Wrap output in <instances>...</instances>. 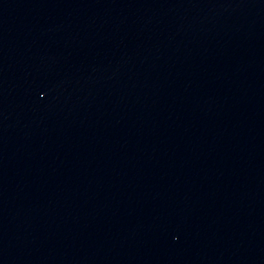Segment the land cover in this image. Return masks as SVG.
I'll list each match as a JSON object with an SVG mask.
<instances>
[{
	"label": "water",
	"instance_id": "1",
	"mask_svg": "<svg viewBox=\"0 0 264 264\" xmlns=\"http://www.w3.org/2000/svg\"><path fill=\"white\" fill-rule=\"evenodd\" d=\"M0 264H264V0H0Z\"/></svg>",
	"mask_w": 264,
	"mask_h": 264
}]
</instances>
